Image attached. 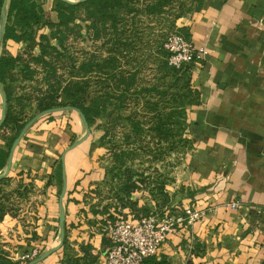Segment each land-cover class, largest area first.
<instances>
[{
    "label": "crops",
    "instance_id": "crops-1",
    "mask_svg": "<svg viewBox=\"0 0 264 264\" xmlns=\"http://www.w3.org/2000/svg\"><path fill=\"white\" fill-rule=\"evenodd\" d=\"M40 1L57 21L54 0ZM179 26L196 46L207 49L205 58L192 64V86L201 96V103L190 106L187 114L195 142L184 184L192 195L178 201L202 215L171 234L156 260L171 264H264V0H205L202 9ZM40 32L49 34L50 28L44 26ZM22 46L13 39L5 43L13 56ZM80 126L75 119H40L15 151L10 174L36 175L38 187L47 193L40 207L43 213L39 212L40 217L51 218L47 223L55 224L53 218L59 222L60 214V195H55L58 186L46 184L52 165L62 157L73 132H81ZM90 144L84 141L65 157V238L71 253L68 257L63 245L37 264L105 263L108 240L104 241L101 233L102 216L91 210V204L98 201L95 189L105 172L98 166L99 149L89 151ZM3 145L0 136V147ZM59 149L61 154H57ZM233 202L239 207L230 208ZM17 225L7 215L0 224V235L6 227L12 235ZM37 231L45 232L41 227ZM57 243L52 240L49 248Z\"/></svg>",
    "mask_w": 264,
    "mask_h": 264
},
{
    "label": "rangeland",
    "instance_id": "rangeland-1",
    "mask_svg": "<svg viewBox=\"0 0 264 264\" xmlns=\"http://www.w3.org/2000/svg\"><path fill=\"white\" fill-rule=\"evenodd\" d=\"M155 1L164 2L162 3L163 7L150 17L141 16V18H137L138 26L140 27V20H142L145 22V28L141 30V34L136 33L133 50L128 53V57H121L119 69L123 71L126 82L120 84V89H124L127 84L131 87L128 95L122 101L118 98L121 90L118 92L119 85L116 83L117 81L110 82L109 80L106 82L104 79L101 80L99 78V73L83 74V70L80 69L82 62L89 61L93 57H96L99 61L104 60L109 50L113 49L112 44L106 43L103 39H92L84 27L82 34H78L76 30L71 32L69 40L64 46L60 47L61 52L59 55L55 58L47 56V60L51 63V68H55L56 73L45 70L46 68L42 64L34 62L33 57L38 53V49L23 45L19 52L23 55V61L30 63L31 67L35 69L28 80L24 79L17 71L15 72L14 80L16 81L12 84V89H15L14 93L21 98L20 103L16 107L19 118L28 122L34 115L41 112L39 108L41 99L44 100V103L51 102L59 106H65L69 101L63 91L64 85L68 81L72 84L73 81L82 79L83 82L88 83V97L84 98L85 103L88 104L94 97L101 96L100 103L107 108L106 114L97 118L95 123L90 126L91 134L87 140L91 144L88 150L99 149V153L97 152L100 157L98 166L104 172L116 166L122 170L131 169L141 174V178L137 176L134 178L135 181L141 184L132 196L133 200H138L135 208L126 207L120 209L122 210L120 211L112 206L107 214L98 213L102 216L101 224L105 222V219L115 221L117 215L123 216L127 212H130L129 214L134 218L144 217L148 208L155 209L159 215H163L166 212L185 214L187 207L184 208L178 201L187 198L191 193L184 184L187 181V161L194 149L195 142L190 136L189 127L187 131H184L186 136L192 140V143H187L184 146L178 143L177 131H175L177 126L170 127L174 123L175 118L170 120V125L166 128L174 129V131H156L155 126L159 119L154 109L164 105L171 107L170 101L172 99L167 98V95L161 99L155 91L149 93L141 92L140 94L136 93V91H141L143 88L157 87L159 89H168V95L171 97V93L175 89V83L171 80L168 63L161 52V43H164L165 46L167 34L183 28L179 26V22L181 23L195 11L199 0ZM82 24L83 26L85 25L84 22ZM141 35L142 39H140ZM4 47L5 44L1 46V48ZM119 69L118 71H120ZM9 80L12 81L11 78ZM168 110L169 108L166 111L168 112ZM47 115L42 116L40 119H60L63 121L65 119L69 121L75 119L77 122L80 121L81 132H73L66 148L79 140L86 132L83 119L74 108L54 112L50 117ZM130 119L141 120L145 130L139 134L133 133ZM68 125L72 127V123ZM106 133L107 136L103 139ZM62 152L61 149L57 150V154ZM116 153L121 155L118 160H116ZM59 161L62 162L60 157L54 163V166L52 165L53 171L49 174V179ZM30 173L27 176L24 174L21 176L19 174H9L8 176L11 175V179L3 185L5 190H2L3 195L4 193L9 195L13 191V209L16 211L13 210V213L9 215L17 221L18 225L16 227L18 229L14 226L11 235L10 227H6V232L0 235V242L5 244L13 259H21L23 264L36 259L43 251L53 248H49L52 240L60 242V231L57 229L59 222H56V218H53L55 224H51L46 222L51 218H43L39 215V212L43 213L40 207L45 202L47 193L44 189L38 187L36 175L33 176ZM49 179L46 184H48ZM112 179L111 174L107 176L104 174L99 182L109 184ZM21 180L29 184L27 194L22 198L14 191L21 183ZM53 183L58 186L55 193L57 198L61 194L59 180L57 181L53 178ZM149 187L158 188V191L162 189V192H157L161 201L160 206L154 204ZM10 197L11 195L8 198L5 197L7 202ZM95 197L99 201L97 194ZM98 201L95 204L99 203ZM140 201H143V203H140ZM189 207L192 208L191 205ZM102 209V205H98L95 211H101ZM109 214L112 215V218L108 216ZM40 227L45 230L43 234H38L37 229ZM50 231H53L51 235ZM33 233H36V238H32ZM34 249L39 251L38 256L29 260L27 255L33 253Z\"/></svg>",
    "mask_w": 264,
    "mask_h": 264
},
{
    "label": "trees",
    "instance_id": "trees-1",
    "mask_svg": "<svg viewBox=\"0 0 264 264\" xmlns=\"http://www.w3.org/2000/svg\"><path fill=\"white\" fill-rule=\"evenodd\" d=\"M3 1L4 0H0V9ZM204 2L205 0H199L193 13L201 10ZM162 3L164 2L155 0H81L78 3L72 4L64 0H54L53 8L57 12L58 20L53 21L43 8L45 4L44 1L9 0L5 35L2 45L4 46L7 40L13 39L17 42H22L25 47L28 45L36 50L38 49V53L33 57L34 62L42 64L43 67L46 68L45 70L56 73L55 68H51V63L47 60V56H53L55 58L59 55L61 52L60 47L64 46L67 40H69L71 32L76 30L78 34H82V29L84 27L87 29V34H89L92 39H103L106 43H111L113 49L109 50V53L104 60L99 61L96 57H93L89 61L82 62L80 69L83 70V74L93 72L99 73V78H101V80L104 79L106 82L109 80L110 82L117 81L116 83L119 85L118 92L121 90L118 98L122 101L128 95L131 87L127 84L124 89H120V84L126 82V78L122 73L123 71L119 69L121 66V57H128V53H131L133 50L136 33L138 32V34H141V30L145 28V22L142 20H140V27L138 26L137 18L154 15L163 7ZM82 22H84V26ZM44 26L50 28L49 34L40 32ZM175 31L188 37L187 31L183 28ZM172 32L173 31L168 34ZM142 38L141 35L140 39ZM160 48L166 62L168 63L171 80L175 83V89L172 91L171 97L168 95V89H159L157 87L143 88L141 91H136V93L140 94L141 92L149 93L155 91L161 99L165 98L166 95L167 98H170V100L172 99V101H170L172 104L171 107H167V105H164L163 107H155L154 110L159 119L155 126V130L158 132H163L165 130H167L166 132H169L170 130L174 131V129L166 128L170 125V120H174L175 118L174 123H172L170 127L177 126L175 131H177L176 135L178 136V143L184 146L187 143H192V140L186 136L184 131H187V128L189 127L187 122L188 108L201 103L200 93L192 86L193 63L185 64L179 69L175 68L169 64L170 53L165 48L164 43H161ZM23 60L22 53L13 56L8 53L5 47L0 54V82L7 98V116L5 122L0 127V136L4 140V145L0 147V171L6 168L10 148L15 138L27 123V121H23L19 118V113H17L16 107L17 104L20 103L21 98L14 93L15 89H12V84L16 81L14 80L16 71L27 80L31 78V74L34 73L35 69L31 67L30 63ZM118 69L121 72L118 71ZM9 78H11L12 81H10ZM87 84L88 83L83 82L82 79L79 81H73L72 84L68 81L66 85H64L63 91L66 99L69 101L65 106L80 109L85 115L89 125L92 126L97 118L106 114L107 108L100 103V99H102L101 96L94 97V99L88 104L85 103L84 98L88 97ZM166 102L169 103L168 101ZM39 104L40 111L59 106L51 102L44 103L43 99H41ZM168 108L169 110L167 112L166 110ZM52 114L53 113H50L47 116L50 117ZM130 121L133 133L139 134L145 130V126L141 120L130 119ZM106 136L107 133L104 135L103 139H105ZM120 157L121 155L116 153V160ZM62 168V162H57L54 173L51 175L48 182L49 185L52 184L53 178L57 181L59 180L60 191L63 182ZM105 174L106 176L111 174L113 179L109 184L100 182L97 184L95 193L99 197V203L91 204L92 212L94 214H107L112 206H114L116 210L126 207L135 208L138 200H133L132 196L134 191L137 190L141 184L135 181L134 178L136 176L141 178V174L131 169L122 170L116 166L107 169ZM19 175L21 176L23 173L21 172ZM10 179L11 176L0 178V224L4 221L7 215L13 213V210H15L13 209L12 201L13 191L9 193L11 197L8 202L5 199V197L8 198V193H6L7 195L5 193L4 195L2 194V190H5L3 185L10 181ZM28 185L29 184H26L21 180L19 186L14 190L15 193L19 194V197L21 198L24 197L27 194ZM150 190L154 204L160 206L161 201L157 192H162V189L158 191V188H150ZM98 205H102L103 209L101 211H95ZM145 213L146 215H149L150 213H157V211L148 208ZM108 216L112 218V215L109 214ZM106 221L107 220L105 219L103 224H105ZM36 237V233H33L32 238ZM106 240L107 238L105 237L104 241ZM29 243L30 241L28 242V246ZM63 245L66 247L69 257L71 251L67 238H65ZM71 259L72 257H70V260ZM27 263L28 262L25 264ZM0 264H23V261L21 259H13V256L5 247V244L0 242ZM144 264L171 263L164 259L157 261L156 257L152 256L146 258Z\"/></svg>",
    "mask_w": 264,
    "mask_h": 264
},
{
    "label": "built area",
    "instance_id": "built-area-1",
    "mask_svg": "<svg viewBox=\"0 0 264 264\" xmlns=\"http://www.w3.org/2000/svg\"><path fill=\"white\" fill-rule=\"evenodd\" d=\"M165 48L170 53L169 64L178 69L188 63L201 62L207 54V49L196 46L190 38L179 32L167 36ZM229 207L236 209L239 203L233 202ZM129 213L117 215L115 221L107 220L102 225L101 233L108 240L104 264H144L146 258L158 255L162 244L171 234L202 215L201 211L191 207L185 209V214L150 213L134 218ZM38 252L34 249L27 258H36Z\"/></svg>",
    "mask_w": 264,
    "mask_h": 264
},
{
    "label": "water",
    "instance_id": "water-1",
    "mask_svg": "<svg viewBox=\"0 0 264 264\" xmlns=\"http://www.w3.org/2000/svg\"><path fill=\"white\" fill-rule=\"evenodd\" d=\"M8 1L9 0H4L2 7H1V11H0V50H1V46H2V42H3V38L5 35V27H6V20H7V8H8ZM67 1L68 3H78L81 0H64ZM0 94L2 96V115L0 118V127L3 125V123L5 122L6 116H7V98L5 95V92L3 90L2 84L0 82ZM69 109H73V107L71 106H58V107H53L50 109H46L43 110L39 113H37L36 115H34L23 127V129L20 131V133L18 134V136L15 138L11 148H10V153H9V157L7 160V166L4 170L0 171V178H4L7 177L13 167V160H14V154L16 149L18 148L19 144L21 143L24 135L26 134V132L28 131V129L38 120L40 119L42 116L46 115V114H50V113H54L57 111H63V110H69ZM78 111V113L81 115L83 122L85 124V128H86V132L85 134L77 141H75L70 147H68L64 153L62 154L61 160H62V173H63V183H62V190H61V194H60V199H59V209H60V214H59V228H60V242L58 245H56L55 247L48 249L46 251H43V253H41V255H39V257H37L36 259L30 261L28 264H37L41 261H43L44 259H46L49 255H51L52 253H54L55 251L59 250L65 241V237H66V226H65V219H66V209H65V205H64V197L67 193V178H66V165H65V157L66 154L69 150L76 148L77 146H79L81 143H83L85 140L88 139V137L91 134V129H90V125L85 117V115L82 113V111L80 109H76Z\"/></svg>",
    "mask_w": 264,
    "mask_h": 264
}]
</instances>
